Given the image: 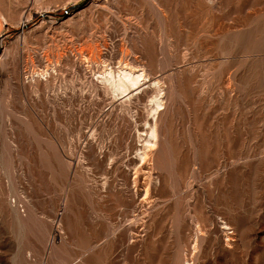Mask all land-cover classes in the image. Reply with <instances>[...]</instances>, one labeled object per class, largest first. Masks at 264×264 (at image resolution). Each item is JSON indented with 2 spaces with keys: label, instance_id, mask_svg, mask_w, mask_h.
<instances>
[{
  "label": "rangeland",
  "instance_id": "rangeland-1",
  "mask_svg": "<svg viewBox=\"0 0 264 264\" xmlns=\"http://www.w3.org/2000/svg\"><path fill=\"white\" fill-rule=\"evenodd\" d=\"M0 165V264H264V0H0Z\"/></svg>",
  "mask_w": 264,
  "mask_h": 264
},
{
  "label": "bare ground",
  "instance_id": "bare-ground-1",
  "mask_svg": "<svg viewBox=\"0 0 264 264\" xmlns=\"http://www.w3.org/2000/svg\"><path fill=\"white\" fill-rule=\"evenodd\" d=\"M48 70L49 69H46L41 74L45 75L48 72ZM140 71L141 70H137L135 66H132L129 63H125L124 66L118 69L117 71H113L112 68L106 67L104 70H102L101 74L105 76V81L110 83L109 86H111L110 88L112 90V93L117 95V94H124L129 90V88L139 84V82L145 77L143 73L144 71L143 72ZM153 101L155 103L154 104L155 107L153 110L158 111L160 107L163 105L162 100H160L159 96L158 97L155 96L153 98ZM147 135L148 138L146 140V143L149 144L148 147H151L155 144V140H156L155 127H152L150 131L147 133Z\"/></svg>",
  "mask_w": 264,
  "mask_h": 264
},
{
  "label": "built area",
  "instance_id": "built-area-1",
  "mask_svg": "<svg viewBox=\"0 0 264 264\" xmlns=\"http://www.w3.org/2000/svg\"><path fill=\"white\" fill-rule=\"evenodd\" d=\"M1 165H0V177H1ZM1 198H2V187L0 184V249L2 246V224H1V218H2V208H1Z\"/></svg>",
  "mask_w": 264,
  "mask_h": 264
}]
</instances>
